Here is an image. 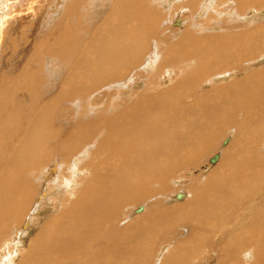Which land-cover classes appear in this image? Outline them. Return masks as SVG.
I'll return each mask as SVG.
<instances>
[{
  "label": "bare ground",
  "instance_id": "6f19581e",
  "mask_svg": "<svg viewBox=\"0 0 264 264\" xmlns=\"http://www.w3.org/2000/svg\"><path fill=\"white\" fill-rule=\"evenodd\" d=\"M22 1L18 0V4ZM32 1L28 0L29 3L24 5L21 3L20 8L13 5L16 0L13 3L11 1V4L0 2V41L5 36L4 27L8 28L7 39L13 36L12 29L17 28L14 27L15 22L21 21L23 11L27 13L31 10ZM69 1L72 13H78L84 2ZM163 1L114 0L112 9L99 22L98 11L93 21L84 20L78 14L73 15L72 21L64 19L63 14L60 20H56L53 13L45 12L40 26L43 28L46 24L44 32L49 29L48 34L45 32L43 35L45 40L38 37V33L29 44L24 38L17 53L23 58L20 65L16 67L10 63L8 68V65L2 64L7 69H0V121L3 119L5 123L14 125L12 129H21L22 136L15 138L16 131L11 128L6 135V144L0 136V162L4 164L2 171L6 172L0 176V211L11 213L17 220L11 226L6 220L0 221V264H41L43 259L46 264H150L147 259L151 261L157 248V239L164 236L171 237V242L166 246L169 247V253L160 264H186V258L183 260L186 263L181 261L182 256L194 259L200 253L197 243L206 245L208 251L217 255L213 264H264V156L261 154L254 158L250 152L254 147L256 150L264 148V66L254 69L246 65L259 59V55L264 60V23L255 22V26L231 34L230 45L215 35L191 37L187 44L175 46L171 44V39L162 36L164 28L160 29L166 23H162ZM225 1L213 0L215 8L219 9ZM174 2L176 0L168 2L172 6L171 10L179 4ZM185 2L192 8L204 3L202 0ZM234 2H237L239 10L248 5L264 4V0ZM246 13L251 15L252 12ZM263 15L264 11L257 10L256 15H251L254 17H248L247 21L252 24L254 20L260 21ZM210 18L212 16L208 14L206 19ZM192 21L195 20L192 18ZM91 22H95L92 28L89 27ZM139 37L143 39L138 41ZM152 38L156 39L160 51L156 53L155 49L151 54L154 53V62L160 64L161 69L175 66L189 71L196 66L203 74L205 70L206 76L211 73V69L216 71L230 66L232 71L245 68L246 71L242 73L245 76L211 87L206 92H198L196 88L195 82L202 79L201 73L200 76L190 73L176 77L165 88L150 84L152 89H149L145 83L142 90L135 91L137 95L135 99L131 98L133 102L127 103L134 92L123 88L137 87V80L144 75H141L143 53L148 51ZM135 49L140 54L135 55L131 65H126V59L131 58ZM213 50L216 52L213 56L207 54ZM36 58L39 60L35 73H44L38 78L32 77L23 67ZM206 58L207 61L203 62ZM67 62L71 66L66 77L69 81L77 82L79 87L72 91L67 88V92H72V97H65L61 90L47 101L41 100L43 85L56 87L57 83L50 81L52 72L60 67L65 68ZM161 69H156V72ZM229 71L217 79H227L232 75ZM137 73L140 77L135 76ZM16 75L21 76L16 95L19 99H29L28 104H31L30 107L22 105L23 110H30V113L21 125L9 105L13 93H3L6 86L15 90L17 85L11 81ZM142 78H146V75ZM109 79L111 81L106 83ZM186 83H191L189 89ZM82 84L86 87L81 91ZM184 84L185 89H179ZM116 88H122L123 92H113ZM156 88L159 91L154 92ZM106 90L110 92L105 93ZM188 93H191V99L185 105L183 95ZM169 95L179 99V110H172L177 104L175 99L167 103L161 101ZM157 97L160 99H153ZM56 101L62 103L48 109V104ZM68 102L80 103L75 123L72 126H57L55 122L58 117L68 114L71 105ZM106 103L115 109H107ZM115 104H124V107L119 108ZM153 111L162 112L152 116ZM231 127L236 133L234 139L224 151L223 158L221 153L210 158V164L219 163L211 169V166H206L205 169L209 170L207 174L197 178L191 176L190 181H185L184 174L175 173L181 168L201 163L198 157L204 158L213 152L218 135ZM229 139L231 137H227L224 143ZM53 155L59 158V163L50 164L48 170L54 172L52 175L47 174V177L53 182L63 177L61 182H66L62 184L66 186L65 189L71 188L72 184L79 188L77 186L78 191L76 188L70 189L69 196L56 205L59 206L57 210L49 213L47 221H44L45 218L34 216L49 212L52 202H46L49 190L51 194L58 193L56 188L51 191L50 185L46 184L48 180L43 178L45 174L41 175L44 161L52 159ZM84 171L88 174L82 177ZM78 175L79 180H76L78 178L75 176ZM175 176L178 178L174 181ZM201 177L203 180L200 182L203 183L192 180ZM174 185L178 187L172 188ZM173 189L174 192L179 189L188 191V199L165 209L148 211V215H140L123 226L119 224V219L116 225L112 223L113 218L121 215L120 207L124 203L148 200L150 206L160 202V196ZM76 192L78 197L73 200ZM175 195L176 200L183 199L180 193ZM45 205L49 206L46 211L42 209ZM54 209V206L51 207V210ZM100 209L112 210L109 223L105 221V212ZM139 209L143 211L144 207ZM222 210H226L227 214L221 215ZM24 223L27 227L23 228ZM32 223L40 225L41 229L28 250L21 253L19 247L25 245V231L30 229L28 226ZM153 230L157 235L145 242V237ZM9 234L17 239L8 237ZM88 252L94 256H85ZM207 261L210 262L209 259Z\"/></svg>",
  "mask_w": 264,
  "mask_h": 264
},
{
  "label": "rangeland",
  "instance_id": "374dc122",
  "mask_svg": "<svg viewBox=\"0 0 264 264\" xmlns=\"http://www.w3.org/2000/svg\"><path fill=\"white\" fill-rule=\"evenodd\" d=\"M5 1H7V2H5ZM11 1H12V3L15 2V0L14 1L13 0H0V2L10 3V4H11ZM30 1H32V0H30ZM180 1H181V3H180ZM185 1L186 0H176V2L179 3V4L176 5V7H174L172 10H171L172 6H169V4H168V2H170V0H167V1L164 0L163 2H161L163 4L162 10L160 9L161 10V13L163 15V17H162V23L163 22L164 23L166 22L165 25H162L160 27L161 30L164 28V30L162 31V36L163 37H166L168 39H171V41H170L171 44L172 45H175V46L187 44V41H189L191 39V37H195V38L196 37H200L201 38L203 36H215V35L216 36H219V38H223L224 41L228 45H230V44H232L231 34L236 33V32H239V31H245V29H247L248 27H250V26L253 27V25H254L255 22L256 23L259 22L260 24H261V22L264 23V20H262V19H264V15L262 16V18H260L262 21L261 20L260 21L254 20V22L252 24L249 21H247V18L248 17L249 18H252V17H254L256 15L257 10L264 11V4L263 3L261 4V6L258 5V4H255V5L245 6L244 8H240V10L243 11V14H246V15L242 16L243 15L242 14V11L239 10V6H237V4H236L237 2L236 3L234 2L235 0H230L231 2L229 0H226L225 1L226 3L223 2V5L220 6L219 9L218 8H215V5H214L213 0H202V1H204V3L198 5L197 7L194 6L193 8L190 7V5H186V2ZM176 2H174V3H176ZM21 3L24 5V4H28L29 2H28V0H23ZM21 3L18 4V0H16V2L13 3V5H16V7L18 5V8H20L21 7ZM32 3H33V7L31 8V10L30 11L28 10L27 13H26V11L25 12L23 11L21 21H19L18 23L15 22L16 24H14V27H17V28L16 29H12L13 36H11L9 38V40L7 39L8 36L6 35V31L8 30V28L4 27L5 28V36L2 38V40H1L2 42L0 41V51H1L0 52V69L1 70L7 69V68H4L3 65H6V66L8 65L7 67L10 68L9 65H10V63H12L13 66L18 67V65H20V63L23 61V58H21V56L19 57V55H17V53L21 49L22 43L25 40L24 38H26V41L28 43L29 41L30 42L32 41V37H36L37 36V33H38V37H41V38H44L43 35L45 34V32H46V35L48 34V30L49 29L44 32L45 27H46V24L43 25L44 26L43 28L40 27L42 21L44 20V17L43 16L45 15L44 14L45 12H47L48 14H52L53 13V15H55L57 17L56 20H60V18H61L60 15L63 14L64 15V19H66L67 21H72L73 15L78 14L84 20L93 21L94 18L96 17V15H97V11H98V13H99V15H98V22H99V21H102L104 19V16L112 9L113 4H114V0H84V2L82 3L81 7L78 10V13H76L77 11L75 13H72L69 10V7H70V1L69 0H53V1L52 0H40V1L39 0H33ZM64 3H65V6H63ZM231 5H232V7H231ZM167 6H168L169 9L167 8ZM39 8H41V9L39 10ZM54 8H56V9H54ZM223 8H224V10H222ZM220 10H222V11L220 12ZM245 11L248 12V14L252 12L251 15H254V16L250 17L251 15L250 14L247 15V13ZM65 12H67V13H65ZM167 12H168V14H167ZM240 13L242 14L241 16L235 15V14H240ZM25 14H26V16H25ZM39 14H40V16H39ZM206 14H207V16H208V14L211 15L212 18L206 19V17H207ZM218 14L222 15V17H220ZM192 18L195 21H192ZM218 19H219V21H218ZM237 23H238V25H237ZM223 24H225V25L223 26ZM94 25H95V22H91L89 24V27L92 28V27H94ZM152 25H154V24L152 23ZM165 26L168 27V29L166 28V30H165ZM25 31H26V33L24 34ZM203 31H204V33H202ZM211 31H213V32H211ZM221 32L223 33V36L224 37L222 36V33ZM196 33H198V34H196ZM220 33H221V35H220ZM34 35H36V36H34ZM142 39H143L142 37H139L138 38V41H140ZM228 39L230 40V42H228L229 41ZM44 40H45V38H44ZM155 41H156L155 38L150 39V41H149V48H148V51H147L148 53L147 52H146L147 54L146 53L145 54L143 53V56L144 57L142 58V61H143L142 62V66L143 67L141 66V75L144 74V75H142V77H145V75H146L147 80H145L146 78L143 79L141 77L139 80H137V81H139L136 84L137 87H135V86L134 87L133 86H131V87L130 86H125L123 88V89H125V91H128V89H129L130 91H132V93L134 92L132 95H130V99L127 100L128 101L127 103H132L133 102V100H131V98L132 99H135L136 98V95L137 94L135 93V91L142 90L145 83L147 84V87L149 89L150 88L152 89V86L151 85H153L155 87H157L159 85H162L161 87L164 86L163 88H165L167 85L171 84V82H173L174 80H176V77L177 78H180V77H183V76H187L190 73H194L197 76H200V73H201L202 75L200 76V78H202V79H198L195 82L196 83V88L198 89V92H204V91L206 92V91H210L211 87L214 88V87H217V86H221V85L230 83L233 80H239L241 78H244V76H245V75L242 74V73H244L246 71L245 68H243V70L241 69V70H237V71H232L230 69V66L227 67L226 69L225 68H220V69H218L216 71H214L213 69H211V73L209 75H206V76L204 75V74H206L205 70H204V74H203V71L201 69H200L201 71L199 69H197L196 66L195 67H192V70H189V71L181 70L180 68H177L175 66L174 67H165V68L161 69L160 68V64L154 62V56H155V55H153L154 53L151 54L152 51L155 52V49H157L156 50V53L160 51L158 49L159 48V44L157 42L155 43ZM221 44H220V46L222 47ZM187 46H190V45H187ZM136 49L131 54V58L126 59V65H129V64L131 65L132 64V61H133V58L135 57V55L140 54V53H136ZM165 50H167V49H165ZM167 51H169V50H167ZM138 52H140V51H138ZM215 53H216L215 50H213L212 52H207L208 55H212V56ZM166 55H167V57H170L168 55V53H166ZM75 56H77V55H75ZM160 56H161V54H160ZM13 57H15L16 59L13 58ZM159 58L161 59V57H159ZM237 58H238V54H237ZM258 58L259 59H255V54H254V59H255L254 61L250 62V64H246L245 62H243V64L250 65L254 69L261 68V67L264 66V60L262 59L263 56L259 55ZM13 59H15V60H13ZM179 59L180 60H184L183 58H179ZM236 59H233V60H236ZM37 60H39V59L38 58L33 59V60H31V64L30 63L29 64H26L23 67H24V69L26 71H28L29 73L32 74V77L36 76L38 78V76L39 77L43 76L44 73L43 72L35 73V72H37V68L36 67L38 66ZM155 60H157V59H155ZM226 60H229V59L226 58ZM230 60H231V58H230ZM243 60H245V58ZM204 61L206 62L207 61V58L206 59H203V62ZM145 64H147V65L149 64V65L148 66L147 65L145 66ZM69 65L71 66L70 62H67V64L65 65L66 66L65 67L66 69L60 67L57 71H53L52 72V75L50 77V81L53 80V82L57 83V86L56 87H53L50 84L43 85L42 95L40 93V99L41 100H43V101L46 100L47 101L49 99V97H51L52 95L57 94L61 90L64 93V96L65 97H67V96L72 97L73 94H72L71 91L74 90V89H77L79 87V84H77V82H74V81H71V80L69 81V79L66 77V74L68 72V69H70V66ZM16 67H14V68H16ZM146 67H148V69ZM133 68L135 69V67H132V69ZM156 69H161V70L160 71L158 70L156 72ZM229 69L231 71H229ZM227 70L232 75L231 76L229 75V77L227 79H220V80H218L217 78L219 76H221V75L225 76L224 73L225 72L227 73L228 72ZM139 72L140 71H138V73ZM138 73L135 76L140 77L138 75ZM55 76H56V78H54ZM135 76H134V78H135ZM15 77L16 78L11 81V82L14 81V83L17 85V87L15 88V90L8 89L7 86H6V87H4L3 93H5V94L13 93V99H15V101L13 99H11V101L9 102V105L11 106V109H12V110L11 109L10 110H11V112L14 115H17V122L20 123L19 125H21V124H23L25 122L27 114L30 113V110L29 111H24L23 108H22L23 107L22 105L23 104H27L28 107H30L31 104H28L29 103V99H19V96L16 95V91L20 88L21 76L16 75ZM134 78H133V80H134ZM148 79H149V81H148ZM160 80L162 81V84H161V81ZM199 80H200V82H198ZM22 81H27V80H22ZM110 81H111V79L107 80L106 83H109ZM31 82H32V80L30 79L29 83H31ZM72 82H74V83H72ZM135 82H136V80L133 81V83H135ZM26 83H28V81ZM68 83H69V86H68ZM197 83H199V85ZM190 84H187L186 83V87L189 85L188 86V89H189V87H191ZM80 86H81V91H82V89H84L86 87V85H84V84H82ZM68 87L71 90L70 93L67 92L68 91L67 90ZM183 88L185 89V84L182 87H179V89H183ZM123 89L122 88H119V89L116 88V91H113V92H118V93L121 94V91ZM202 90H204V91H202ZM100 91H103V89L100 90ZM157 91H159V89L156 88L154 90V92H157ZM108 92H110V90L109 91L108 90L105 91V93H108ZM76 93L79 94V95L81 94L80 91H76ZM116 95L119 96V94H117V93H116ZM169 96L163 97L161 101H164V103H167L171 99H173V100L175 99V103H177L178 105L174 103L176 107L173 108L172 110L173 111L174 110H176V111L179 110V107L181 106V103L178 101L179 99H177L173 95H169ZM190 96H191V93H188L187 95H183V104L188 105L190 103V99H191ZM107 99L109 100V98H107ZM153 99L154 100L155 99L157 100V99H160V97L153 98ZM166 99L167 100L169 99V100L167 101ZM173 100H171V101H173ZM113 102L114 101H112V103ZM40 103H41V101H40ZM58 103H59V101L50 102L48 104V109H50L51 107L58 106L62 102L59 103V104ZM68 104H71V105H69L68 114L58 117L57 122H55V123H57L56 124L57 126H60L61 124L65 125V126H72L75 123L74 122L75 121V117H77L76 111L79 108L80 103L78 104V103H75V102H72V103L71 102H68ZM106 105H107V109L109 107H110V110L111 109H115L114 106L112 107V105H109L107 103H106ZM123 105L124 104H122V105L115 104V106L116 107L119 106V108H123L124 107ZM134 105L135 104L130 105V106H134ZM59 109L60 108L58 107V114H59ZM69 111H71L73 113H71V112L69 113ZM159 112H162V111H158V112H156V111L154 112L153 111V112H151V113H153V115L152 114L151 115L152 116H157V115H159ZM242 113H243V111H242ZM145 121H147V120L145 119ZM13 127H14V125H9L8 122L5 123L3 121V119H1V121H0V136L5 140L4 143L7 141L6 135L8 136V131L10 130V128H11L12 131H16L15 138L22 136V130L21 129H12ZM233 130H234L233 127H231V128L226 129L220 136L218 135V140L216 141V149L213 152H211L210 154L204 156V158H202L203 156L202 157H198V159H200L202 161L201 163H199V164H197L195 166H192V167H186V169L185 168H181V170H179V171L176 170L175 173L178 172V175L184 174L185 177H186L185 178L186 179L185 181H190L189 178L191 176L197 178V176H199V175L207 174V172L209 170L207 169L208 170L207 171L205 169L206 166H209V167L211 166L209 168V169H211L214 165H217L219 163V162H217L216 164H213V163L210 164V162H209L210 158L213 155L217 154V153H221V158H223L224 151L230 145V143L234 139V135L236 134L235 133V130L234 131ZM78 132L80 133L81 131L78 130ZM227 137L228 138L231 137V139H229V141H227L226 144H225L224 143V140ZM262 141H264V138L262 139ZM69 142H70V140L67 143H69ZM257 151H258V153H257ZM250 152H251V154H252V156L254 158H256L258 155H261V154H263L261 156H264V153H263L264 152V148H261V149H257L256 150V147H254V148L251 149ZM179 156H180V153H179ZM163 160L164 159H162V162H163ZM58 161H59V158L55 157L54 155L52 156V159L45 160L44 161V165L45 166H44V169H42V172H41V175L42 174L43 175L45 174V176L43 178H46L48 180V182H46V184L47 185H50L51 191H53L56 188V190L58 189V193L57 192L56 193L59 195V196H56L57 194H51V192L49 190V192H48L49 195H48V197L46 199V202L47 201H49V202L52 201L51 202V206L50 207L48 205L42 206L43 207L42 209L45 210V211L47 210L46 207L47 206L49 207V209H48L49 212L46 213L48 215H46L45 212H43L44 215L43 214H41V215L38 214V215H35L34 216L35 218L43 217V219L45 218L44 221H47L46 220V217L49 216V213H51V212L54 213L57 210V208L59 206H56V205L60 204V202H62L65 199L66 196H69V194H68L69 192L68 191H70V189L72 190L74 188L77 189V186H78V185H75L74 186L72 184V187L71 188L65 189L66 186H63L62 184H66V182H61V180L63 179V177L62 178L60 177V180H58L56 182L51 181V179H49V177H47V174L52 175V173L54 172L52 170H50V172H49L48 169L50 168V164L51 163L52 164L54 163V164H57L58 165V163H59ZM81 161H82L81 163L84 162L83 159H81ZM2 163L3 162H0V176H2V175L4 176L5 173H6V172L2 171V169L4 168L3 167L4 164H2ZM253 171H255V169ZM85 174H88V173L84 171L82 173V177ZM79 177H80V175H78V177L75 176V178H78L76 180H79ZM176 177L178 178V176H175L174 181L177 180ZM180 179H182V178H180ZM194 179H192V180L193 181L200 182V180H203V177L199 178L198 180H194ZM167 183H170L171 184V182L169 180H167ZM200 183H203V182L201 181ZM57 184H61L62 187L61 186H58ZM47 187H49V186H47ZM81 187H82V183L80 184V188ZM176 187H178V186H175L174 185L172 188H176ZM78 188H79V186H78ZM77 191H78V189H77ZM177 192L180 193L183 196V199L182 200H176L175 199L176 198V195L175 194H177ZM187 193H188V191L186 192V190H184V189H181V190L179 189L176 192H174V189H173V191L171 190L167 194H165L163 196H160V200H161L160 202H157V203H155L153 205L151 204L150 206H148V200L147 201H145V200L144 201H139V202H132L131 201V202L127 203V204L124 203L125 205H122V208L120 207V213L123 216L117 215L115 218L112 219V223L114 224V222H115L114 225H116V222L118 223V219H119V221H120L119 224L120 225H122V224L125 225V224L131 222V220H134L136 218H139L140 215H143V214L148 215V211L149 212L150 211H153L154 212L156 209H165V208L171 207V206H173V205H175L177 203L184 202L189 197L188 196L189 193L188 194ZM77 197H78V192H76L73 195V200L76 199ZM172 198H174V200ZM4 200H5V196L2 198V202H4ZM150 201H152V199H150ZM229 204L230 203H228V205ZM53 206H54L55 209L54 210H51V207H53ZM141 206L144 207L143 211L141 209L138 210V208L141 207ZM225 207L228 208L227 205ZM62 208H63V206H62ZM65 208L66 207H64L63 209H65ZM145 211H146V213H145ZM101 212H105V214H106V216L104 217L105 218V221H106V223H109L110 222L109 220L111 219V212H112V210L111 209L110 210L108 209L107 211L101 210ZM225 212H226V210H224V211L222 210V211H220V214L222 215ZM56 213L60 214L59 211H57ZM226 214H227V212H226ZM120 216L122 218H120ZM2 220L3 221L4 220L8 221V223H9L10 226L17 222V220H15L14 216L11 213L3 212V210L0 211V221H2ZM14 221H16V222H14ZM223 225L226 226V223H224ZM24 227H27L26 223H24L23 228ZM29 227H30V229L25 231V236L27 237L26 243H25V245H21L22 246L21 248L19 247V249L21 250V253H24V252H26L28 250L31 241L38 234L39 229H41L40 225H35V223L30 224V226H28V228ZM182 233H185V231H182ZM149 234H150L149 236L145 237V242H147L150 237L157 235V233L154 230L151 233H149ZM13 236L14 235H12V234H9L8 235V237L13 238V239L16 240L17 237L15 236V238H14ZM217 238H219V236ZM166 239H168V240H166ZM169 239L171 240V237H167V236H164L163 238L157 239V241H158V242L156 241L158 243V244H156V247L157 248L154 251V253L152 254L151 261L149 259H147V262H151L150 264H157V263L160 264L161 263V260L163 259V257H166L167 254L169 253V252H167V250L169 251V247H166L168 245V243L171 242ZM20 242H18V243L20 244ZM197 244L199 245L200 253L197 254V255H195L194 256V259H190V257H188V256H185V257L182 256L181 261L183 263L185 261H187V263L185 262L186 264H195V262L197 264H207V262H208L207 260L209 259L210 262H208V263L213 264V261L217 257V255L215 253H213L212 251H208V248L206 247V245L203 244L201 246V244H199V243H197ZM91 251H93V250H91ZM85 256H91V257H93L94 254L91 253V252H88V255H85ZM185 258H186V260H185ZM183 260H185V261H183ZM198 260L200 262H197ZM41 264H46V262H45L44 259L41 261Z\"/></svg>",
  "mask_w": 264,
  "mask_h": 264
}]
</instances>
